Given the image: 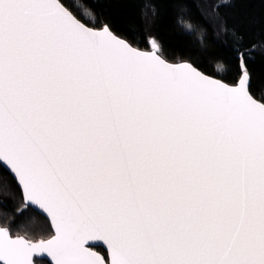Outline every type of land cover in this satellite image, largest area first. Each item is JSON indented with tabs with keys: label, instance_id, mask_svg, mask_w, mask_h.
I'll return each mask as SVG.
<instances>
[{
	"label": "snow or ice",
	"instance_id": "1",
	"mask_svg": "<svg viewBox=\"0 0 264 264\" xmlns=\"http://www.w3.org/2000/svg\"><path fill=\"white\" fill-rule=\"evenodd\" d=\"M70 7L0 0V165L53 229L0 226V264H264L256 45L233 49L239 79L224 83Z\"/></svg>",
	"mask_w": 264,
	"mask_h": 264
},
{
	"label": "trees",
	"instance_id": "2",
	"mask_svg": "<svg viewBox=\"0 0 264 264\" xmlns=\"http://www.w3.org/2000/svg\"><path fill=\"white\" fill-rule=\"evenodd\" d=\"M81 22L107 24L132 46L149 50L154 40L168 62H189L203 73L232 84L239 79L234 48H249L245 64L250 92L264 96V0H62ZM217 4H223L216 8ZM191 25V29L187 27ZM235 30L242 36L237 42ZM224 65L218 69L217 65ZM52 235L45 218L44 239ZM106 257L102 248H96ZM43 264H49L43 260Z\"/></svg>",
	"mask_w": 264,
	"mask_h": 264
},
{
	"label": "water",
	"instance_id": "3",
	"mask_svg": "<svg viewBox=\"0 0 264 264\" xmlns=\"http://www.w3.org/2000/svg\"><path fill=\"white\" fill-rule=\"evenodd\" d=\"M78 19V18H77ZM83 23V22H82ZM90 27V26H89ZM116 35V34H115ZM117 36V35H116ZM119 37V36H118ZM119 38H121V37H119ZM123 39V38H122ZM125 40V39H124ZM126 42H128L127 40H125ZM151 41H153V40H151ZM151 41H150V49L149 50H141V49H139L140 51H145V52H148V51H156V54L157 55H160L159 54V48H158V50H155V49H153V47H152V44H151ZM129 43V42H128ZM130 44V43H129ZM134 47V46H133ZM136 48V47H135ZM138 49V48H137ZM161 56V55H160ZM162 57V56H161ZM163 58V57H162ZM164 59V58H163ZM166 62H168V61H166ZM168 63H171V62H168ZM178 63H184V61L183 62H176V63H172V64H178ZM187 63H189V62H187ZM194 66V65H193ZM199 70V69H198ZM205 74V73H204ZM205 75H207V74H205ZM212 77V76H211ZM212 78H214V79H219V78H216V77H212ZM220 80V79H219ZM222 81V80H221ZM223 82V81H222ZM225 83V82H224ZM45 218L48 220V222L50 223V221H49V218L46 216V214H45ZM50 226H51V224H50ZM51 229H52V226H51ZM52 234H53V229H52ZM95 243V245H90V246H93V250L94 251H96V252H98L97 250H96V248H102L105 252H106V258H107V248H106V246L105 245H103V242H94ZM100 255H102V256H104L103 254H101L100 252H98ZM43 260L44 261H46V262H48L49 263V261H50V258H43Z\"/></svg>",
	"mask_w": 264,
	"mask_h": 264
}]
</instances>
